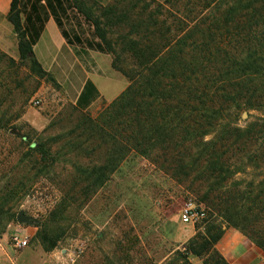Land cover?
I'll return each mask as SVG.
<instances>
[{
    "label": "trees",
    "instance_id": "obj_1",
    "mask_svg": "<svg viewBox=\"0 0 264 264\" xmlns=\"http://www.w3.org/2000/svg\"><path fill=\"white\" fill-rule=\"evenodd\" d=\"M180 1L167 0L150 12L145 6L147 25L133 26L143 30L137 39H110L127 16L104 23L78 0H12L8 20L21 62L41 77L52 75L35 58L39 34L34 26L30 33L32 17L41 24L51 16L72 46L114 55L113 68L130 85L97 120L87 118L94 140L117 158H163V167L184 177L202 169L211 181L208 193L215 195L209 209L264 252V179L242 188L236 178L248 172L257 177L264 168V0H187L179 10ZM126 54L131 66L124 64ZM0 61L15 63L1 50ZM244 115L254 121L242 127ZM103 170L93 169L95 184L105 183ZM242 218L249 219L245 225ZM223 236V228L211 224L164 264H192V257L230 264L215 249Z\"/></svg>",
    "mask_w": 264,
    "mask_h": 264
},
{
    "label": "rangeland",
    "instance_id": "obj_2",
    "mask_svg": "<svg viewBox=\"0 0 264 264\" xmlns=\"http://www.w3.org/2000/svg\"><path fill=\"white\" fill-rule=\"evenodd\" d=\"M78 1L104 23L127 16L110 35L116 40L128 34L140 38L143 30L133 26L147 25L145 6L150 5V12L167 0ZM188 2L180 1L179 10ZM6 54L15 61H0V250L7 254V264H164L211 224L223 228L215 249L232 264L224 254L240 245L224 237L228 232L247 237L209 209L215 195H209L211 181L202 169L184 177L177 168L163 167V158L149 161L127 153L121 161L109 146L94 140L88 122L97 120L112 102L80 112L52 76H39L29 62H21L16 50ZM107 56L112 64L115 56ZM132 60L130 54L123 56L127 66ZM59 77L66 90L80 83L67 70ZM117 78L119 86L122 82L129 87L121 73ZM252 121L244 115L240 126ZM99 167L106 174L104 184H95L96 175H91ZM254 174L236 178L246 188L253 178L264 179V168L259 176ZM188 207L203 210L204 220L183 223L181 214ZM14 234L28 236V246L15 249ZM255 249L264 264V252ZM206 261L191 258L192 264Z\"/></svg>",
    "mask_w": 264,
    "mask_h": 264
},
{
    "label": "crops",
    "instance_id": "obj_3",
    "mask_svg": "<svg viewBox=\"0 0 264 264\" xmlns=\"http://www.w3.org/2000/svg\"><path fill=\"white\" fill-rule=\"evenodd\" d=\"M11 3L12 0H0V49L9 54L14 50L19 53L18 37L14 26L8 20ZM31 19L30 33L34 36V26L37 35L39 34L34 46L35 58L63 88L68 99L76 107L80 101L82 109L79 110L87 112L100 102H113L124 92L128 85H122L121 82L119 86L117 77L120 73L113 68L107 55L68 44L51 16L45 18V22L41 24L35 17ZM66 70L74 79H80L77 88L66 90L60 83L59 75L64 76ZM73 70H77V73ZM231 239L240 245L224 254L232 264H261L259 252L247 238L237 232H228L223 240L228 242ZM7 262V254L0 250V264Z\"/></svg>",
    "mask_w": 264,
    "mask_h": 264
},
{
    "label": "built area",
    "instance_id": "obj_4",
    "mask_svg": "<svg viewBox=\"0 0 264 264\" xmlns=\"http://www.w3.org/2000/svg\"><path fill=\"white\" fill-rule=\"evenodd\" d=\"M206 213L203 210H199L195 207H188L184 209L181 214L183 223L195 224L198 221L204 220ZM29 244V237L24 234H14L12 236V246L15 249L26 248Z\"/></svg>",
    "mask_w": 264,
    "mask_h": 264
},
{
    "label": "water",
    "instance_id": "obj_5",
    "mask_svg": "<svg viewBox=\"0 0 264 264\" xmlns=\"http://www.w3.org/2000/svg\"><path fill=\"white\" fill-rule=\"evenodd\" d=\"M24 219L23 215L19 216V220L22 221Z\"/></svg>",
    "mask_w": 264,
    "mask_h": 264
}]
</instances>
